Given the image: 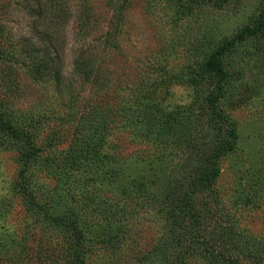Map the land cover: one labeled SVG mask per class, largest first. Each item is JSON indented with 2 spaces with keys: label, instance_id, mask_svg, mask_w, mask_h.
<instances>
[{
  "label": "rangeland",
  "instance_id": "rangeland-1",
  "mask_svg": "<svg viewBox=\"0 0 264 264\" xmlns=\"http://www.w3.org/2000/svg\"><path fill=\"white\" fill-rule=\"evenodd\" d=\"M72 1L70 77L109 26L77 33ZM185 1L131 0L91 44L105 93L43 66L37 0H0V264H232L235 233L264 237V0Z\"/></svg>",
  "mask_w": 264,
  "mask_h": 264
},
{
  "label": "trees",
  "instance_id": "trees-1",
  "mask_svg": "<svg viewBox=\"0 0 264 264\" xmlns=\"http://www.w3.org/2000/svg\"><path fill=\"white\" fill-rule=\"evenodd\" d=\"M37 1L41 6L39 12L40 16L43 18V20H45V28L41 29L37 24H35L34 27L37 28L38 31L44 33V35L47 36V39L49 40L48 44H45L44 47H41V49L36 48L37 51H44L43 61H45V64L43 66L47 69L49 67V62H55V78L57 83L62 87L72 86V82L77 79V77H83L86 80L92 77L93 81L98 82V79L101 78L100 75L102 76L103 74L102 72L104 71V73H106L107 70L103 69L100 64L95 63V60L93 59L95 53L91 49V44H95V42L102 40H105V44L117 40V27L120 23H122V21H124V10L129 6L131 0L72 1L75 5L76 11L75 20L77 24L76 30L78 29V31H76L77 33L81 35H90V33L96 27L98 21L97 12H99L100 16L102 14L105 22L108 23L109 26L107 25V30L102 31L97 37L86 38L85 45L82 44L78 48L74 49L71 77L67 74L64 68L67 42L64 31L71 15L69 5L66 2L69 0H51L52 15H50V19L48 13L49 1ZM196 1L197 0H186L181 4V6L187 7ZM44 12L47 13L43 15ZM48 22L51 23V29L48 27ZM26 40L29 44L28 46H34L36 44H31L30 38H26ZM52 51L54 54H50ZM102 78V87L105 90V93H107V89L111 84L108 72L106 74V79L103 76ZM8 126H12L13 128L11 129L17 134H22V130L18 127H15L13 124L11 125V123H8ZM217 175V171L215 173H207L205 178L202 180L200 179L197 183L198 190L200 192H205L207 189H211L208 184L211 183V178ZM209 194L210 192L207 193L206 197H208ZM199 228V220L196 218V216H194L179 226L178 231H198ZM241 234H244V232ZM249 234H251V232ZM240 236L241 235H237L235 233L228 240L230 249H228L229 255L227 256V260H229L232 264H264V237H254L252 234L249 235L252 236L249 237L250 239L246 238L243 242H239ZM253 237L255 239H251ZM224 245H226L225 241L218 244L219 247H224Z\"/></svg>",
  "mask_w": 264,
  "mask_h": 264
}]
</instances>
